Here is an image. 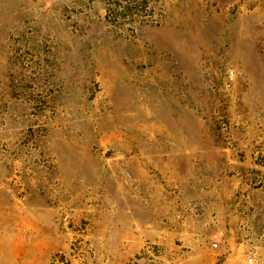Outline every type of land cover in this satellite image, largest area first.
I'll return each instance as SVG.
<instances>
[{"label": "rangeland", "instance_id": "374dc122", "mask_svg": "<svg viewBox=\"0 0 264 264\" xmlns=\"http://www.w3.org/2000/svg\"><path fill=\"white\" fill-rule=\"evenodd\" d=\"M0 264H264V0H0Z\"/></svg>", "mask_w": 264, "mask_h": 264}, {"label": "built area", "instance_id": "2783aa9c", "mask_svg": "<svg viewBox=\"0 0 264 264\" xmlns=\"http://www.w3.org/2000/svg\"><path fill=\"white\" fill-rule=\"evenodd\" d=\"M250 261H251V259H250Z\"/></svg>", "mask_w": 264, "mask_h": 264}]
</instances>
